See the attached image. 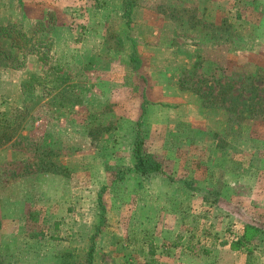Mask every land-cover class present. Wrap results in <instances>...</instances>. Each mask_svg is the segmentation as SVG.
Instances as JSON below:
<instances>
[{"label":"rangeland","instance_id":"rangeland-1","mask_svg":"<svg viewBox=\"0 0 264 264\" xmlns=\"http://www.w3.org/2000/svg\"><path fill=\"white\" fill-rule=\"evenodd\" d=\"M132 3L0 0V27L44 53L9 67L0 36V123L20 119L0 124V264H85L92 238L91 264H144L149 245L157 264H247L229 243L264 223V106L247 109L264 104V0Z\"/></svg>","mask_w":264,"mask_h":264},{"label":"trees","instance_id":"trees-1","mask_svg":"<svg viewBox=\"0 0 264 264\" xmlns=\"http://www.w3.org/2000/svg\"><path fill=\"white\" fill-rule=\"evenodd\" d=\"M133 0H124V8L127 10L128 15L131 12V6ZM36 28L34 29V33L37 32L41 26H44L43 21H38L35 24ZM38 29V30H37ZM14 32V34H13ZM0 36H5L9 38L8 41V46L5 48L7 49V52H4L2 55V60L6 59L8 60V66L11 67H16L17 64V56L18 52L16 51L15 48H20L24 49L23 53L26 52L30 53L31 50H35V54L38 55V58L40 60L43 59L44 53H41L40 56L37 54L36 50H39L38 44L35 42H31L32 38L28 36L27 33L22 32L20 30L14 31L13 28L11 27H6L2 26L0 27ZM22 40V41H20ZM43 39L36 37L35 41L36 42H41ZM24 42V43H23ZM24 45V47H23ZM24 54V56H25ZM19 65V64H18ZM38 78L36 76H33L30 81L27 83H23V101L26 102V100L30 99V96H32V92L34 91V86L38 83ZM27 88V89H26ZM27 97V98H25ZM264 106V104L258 106L254 104H249L247 109L249 108L250 111L252 110L253 112H257L258 110L261 111V107ZM145 101L142 102V114L140 116V119L136 123V133H135V138L133 142V155L135 157V162L133 165V170L142 176H149L152 173H158L162 172V164L161 162L154 157V155L150 154L148 151L145 150V144H144V136H143V114L145 112ZM21 112H19V115ZM20 123L19 117H15V120L10 123L6 124L5 120L2 121L0 124H2L4 132L10 126H15ZM264 174V173H263ZM187 185H189V182H187ZM230 249L232 251H237V252H242L246 256V262L247 264H256L258 261L259 253L257 251V248H261L263 251V259H264V223H261V221H246L244 223V228L243 231L240 235L237 237H233L229 243ZM94 243H93V238L92 242L89 246V249L86 253V263L85 264H91L92 263V256L94 252ZM155 247L152 245H149L147 251L145 252V261L144 264H157L156 259H155ZM211 251V248H207V246H203L202 252L203 253H209Z\"/></svg>","mask_w":264,"mask_h":264},{"label":"crops","instance_id":"crops-1","mask_svg":"<svg viewBox=\"0 0 264 264\" xmlns=\"http://www.w3.org/2000/svg\"><path fill=\"white\" fill-rule=\"evenodd\" d=\"M215 8H217V5L215 6ZM213 10H211V12H212ZM215 11V10H214ZM216 15H217V12H216ZM217 17H218V15H217ZM217 17H216V19H217Z\"/></svg>","mask_w":264,"mask_h":264}]
</instances>
